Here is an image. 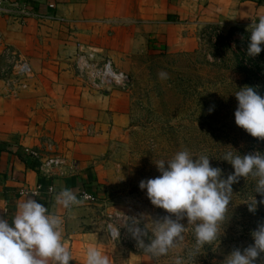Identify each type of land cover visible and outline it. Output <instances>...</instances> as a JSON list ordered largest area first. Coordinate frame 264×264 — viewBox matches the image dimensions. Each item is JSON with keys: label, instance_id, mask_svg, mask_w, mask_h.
Masks as SVG:
<instances>
[{"label": "crops", "instance_id": "1", "mask_svg": "<svg viewBox=\"0 0 264 264\" xmlns=\"http://www.w3.org/2000/svg\"><path fill=\"white\" fill-rule=\"evenodd\" d=\"M16 1L29 18L20 24L0 13V56L4 47L14 49L29 61L32 73L26 88L14 97L5 96L0 79V210L11 221L17 203L31 195L21 191L38 189L37 202L65 217L66 246L74 255L84 239L74 222L86 204H95L100 197L102 167L95 161L110 142L127 133L130 104L126 91L97 90L73 74L78 46L93 53L98 62L109 60L126 72L136 49L191 52L197 46L200 23L229 27L256 21L264 14V1ZM51 139L64 163L44 172L42 157H30L24 150L47 151L45 143ZM49 188L52 193H47ZM63 188L86 190L97 201L74 207L75 218H70L55 203Z\"/></svg>", "mask_w": 264, "mask_h": 264}, {"label": "rangeland", "instance_id": "2", "mask_svg": "<svg viewBox=\"0 0 264 264\" xmlns=\"http://www.w3.org/2000/svg\"><path fill=\"white\" fill-rule=\"evenodd\" d=\"M10 10L12 13L6 16L20 24L29 18L19 14L15 7ZM251 23L229 27L200 23L195 32L197 46L191 52H156L145 46L136 49L126 71L131 77L125 92L130 103L127 133L122 139L110 142L106 153L95 161L102 167L97 192L100 197L95 204L85 203L84 212L74 222L84 239L69 264H84L86 249L93 244L104 251L110 264H171L177 254L186 264H225V258L234 249L243 251L253 243L252 231L264 223V204L257 203L255 212L248 210L246 202L252 195L258 202L262 199L254 192L256 180L251 176L241 177L232 185L233 195L221 235L195 257L188 256L195 245L191 225L187 226L189 230L184 233L180 247L160 258L139 249L124 227L131 223L130 217L139 218L149 227L150 218L168 215L153 206L146 190L138 186L141 180L160 175L155 165L158 160L171 159L182 150L193 156L205 154L210 165L219 167L226 178L234 171L230 163L220 159L226 152L241 156L264 153V140H258L255 149L251 148L247 141L249 134L234 119L238 104L235 92L251 86L264 97L261 91L264 90V45L256 57L247 55ZM83 50L89 53L84 47ZM2 54L0 79L5 96L14 97L19 89L26 88L32 69L29 61L18 57L14 49L4 47ZM252 64L259 65L255 68L256 75L242 71ZM71 65L73 74L87 84L74 61ZM162 71L168 74L167 79L159 78ZM51 140L45 143L47 151H40V157L59 154L55 141ZM180 222L186 225V217ZM255 264H264V254Z\"/></svg>", "mask_w": 264, "mask_h": 264}, {"label": "clouds", "instance_id": "3", "mask_svg": "<svg viewBox=\"0 0 264 264\" xmlns=\"http://www.w3.org/2000/svg\"><path fill=\"white\" fill-rule=\"evenodd\" d=\"M249 30L247 55L256 57L264 45V14L251 23ZM209 58L213 60L212 56ZM158 76L168 78L163 71ZM234 95L238 102L234 112L235 124L250 136L264 140V97L251 86H244ZM220 159L234 169L226 178L219 167L210 165L209 156H193L188 150L178 151L171 159L155 163L160 175L141 180L138 186L146 190L153 206L165 210L168 215L150 218L149 227H145L139 218L130 217L131 223L124 227L136 240L139 249L154 258L166 256L170 250L180 247L184 233L189 230L187 226L191 225L195 245L188 256L195 257L205 245L212 244L221 235L233 195L232 185L241 177L254 178V192L262 197L258 202L252 195L246 202L248 210L255 212L257 203L264 204V153L241 156L228 151ZM36 195V192L25 195L17 203L11 221L0 210L4 213L0 216V264H69L73 260L65 241V217L50 212L44 204L37 202ZM89 199L87 193L78 198V193L69 188H63L55 195V203L73 219L72 209L83 206ZM185 217L186 225L180 222ZM251 236L253 243L243 251L234 249L225 258V264H255L264 254V223H259ZM84 264H110V260L93 244L86 249ZM171 264H186V261L177 254Z\"/></svg>", "mask_w": 264, "mask_h": 264}, {"label": "built area", "instance_id": "4", "mask_svg": "<svg viewBox=\"0 0 264 264\" xmlns=\"http://www.w3.org/2000/svg\"><path fill=\"white\" fill-rule=\"evenodd\" d=\"M10 7L18 9V13L23 16H28L24 7H19L16 0H0V13L11 14ZM53 7V5H50ZM74 62L76 69L79 70L81 75H85L87 84L94 87L97 90L104 89H116L119 91H127L131 84V77L127 72L118 70L111 61L106 60L102 63L95 62L93 53H87L83 50L82 46H78L77 54L74 56ZM24 152L33 158H40V152L35 149H25ZM42 170L49 172L53 168L61 167L64 163V159L59 154L48 155L42 159ZM38 189L35 191H21V194L38 193ZM47 193H52V188H49ZM83 193H87L90 199L86 202L94 203L97 201V197L86 190H80L78 196H82Z\"/></svg>", "mask_w": 264, "mask_h": 264}, {"label": "trees", "instance_id": "5", "mask_svg": "<svg viewBox=\"0 0 264 264\" xmlns=\"http://www.w3.org/2000/svg\"><path fill=\"white\" fill-rule=\"evenodd\" d=\"M264 0H258L257 2L258 3H261V2H263ZM4 58V54H2L1 56H0V61H1V59H3ZM262 58V57H261ZM253 66L252 67H243L242 68V71H246V72H248V73H251V75H256L257 73H256V69L255 68H257V66L259 67V65H257V64H252ZM262 78H264V77H262ZM263 81H264V79H263ZM262 91V93H263V96H264V90H261ZM248 139H247V141H248V143L251 145L250 147L251 148H254L255 149V144H257V142H258V140L259 139H257V138H254V137H252V136H248L247 137Z\"/></svg>", "mask_w": 264, "mask_h": 264}]
</instances>
